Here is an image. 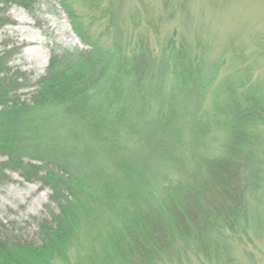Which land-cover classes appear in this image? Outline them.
<instances>
[{
    "label": "trees",
    "instance_id": "1",
    "mask_svg": "<svg viewBox=\"0 0 264 264\" xmlns=\"http://www.w3.org/2000/svg\"><path fill=\"white\" fill-rule=\"evenodd\" d=\"M41 1L0 0V22L11 6ZM83 1L81 14L59 0L84 46L54 41L29 97L0 52V183L18 172L51 189L41 242L0 219V264L207 258L243 226L263 184L264 89L230 78L213 88L219 67H206L200 39H137L116 0ZM94 19L104 22L97 35Z\"/></svg>",
    "mask_w": 264,
    "mask_h": 264
},
{
    "label": "rangeland",
    "instance_id": "2",
    "mask_svg": "<svg viewBox=\"0 0 264 264\" xmlns=\"http://www.w3.org/2000/svg\"><path fill=\"white\" fill-rule=\"evenodd\" d=\"M116 1V16L137 39L162 43L174 32L193 44L200 39L206 67H219L213 88L223 78H230L236 84H256L264 89V0ZM74 5L81 14L89 9L83 0H74ZM8 14L10 21L0 22V52H9V75L17 79L18 93L25 98L35 90L38 78L45 72L54 41L81 46L84 42L59 0H42L32 11L13 5ZM103 24L94 19L92 34H100ZM101 38L104 42L105 36ZM255 134L256 145L261 147L264 129ZM261 158L263 184L251 191L243 226L235 232L228 231L227 245L209 248V257L190 251V255L172 264H264V157ZM50 193L51 189L41 183L12 173L9 181L0 183V219L20 224L17 226L22 228L16 231L23 242H41L37 222L50 217Z\"/></svg>",
    "mask_w": 264,
    "mask_h": 264
}]
</instances>
